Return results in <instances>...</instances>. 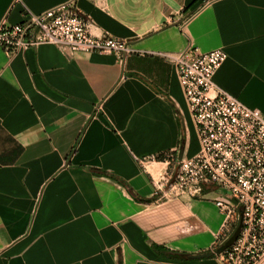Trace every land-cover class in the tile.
<instances>
[{
	"label": "crops",
	"instance_id": "0c3cea01",
	"mask_svg": "<svg viewBox=\"0 0 264 264\" xmlns=\"http://www.w3.org/2000/svg\"><path fill=\"white\" fill-rule=\"evenodd\" d=\"M68 1L0 0V22ZM75 1L134 52L0 47V264H225L219 192L158 189L200 149L164 54L223 48L216 83L264 115V0Z\"/></svg>",
	"mask_w": 264,
	"mask_h": 264
},
{
	"label": "built area",
	"instance_id": "2783aa9c",
	"mask_svg": "<svg viewBox=\"0 0 264 264\" xmlns=\"http://www.w3.org/2000/svg\"><path fill=\"white\" fill-rule=\"evenodd\" d=\"M23 7L20 22H0V47L10 56L40 44L115 54L120 61L134 52L126 39L94 34L93 21L80 12L75 0L41 13ZM164 55L178 71L200 149L191 158L176 160V169L158 189L164 195L190 197L219 192L214 201L227 225L243 217L239 237L221 253L225 264H263L264 115L216 83L215 75L228 56L223 48L202 52L190 45L183 52ZM228 232L232 235L234 229Z\"/></svg>",
	"mask_w": 264,
	"mask_h": 264
},
{
	"label": "water",
	"instance_id": "95a60500",
	"mask_svg": "<svg viewBox=\"0 0 264 264\" xmlns=\"http://www.w3.org/2000/svg\"><path fill=\"white\" fill-rule=\"evenodd\" d=\"M242 225H243V217L240 218V222L238 226L236 227V229L234 230V232L232 233V235L216 249L217 253H223L227 248H229L230 246L234 244V242L237 240V238L239 237L241 233ZM213 254L214 252H207L204 254L192 255L190 257L191 258L208 257V256H212Z\"/></svg>",
	"mask_w": 264,
	"mask_h": 264
},
{
	"label": "trees",
	"instance_id": "16d2710c",
	"mask_svg": "<svg viewBox=\"0 0 264 264\" xmlns=\"http://www.w3.org/2000/svg\"><path fill=\"white\" fill-rule=\"evenodd\" d=\"M118 179V178H117ZM129 187V186H128ZM170 253H172V254H174V255H177V256H182V257H184V254L183 253H177V252H170Z\"/></svg>",
	"mask_w": 264,
	"mask_h": 264
},
{
	"label": "rangeland",
	"instance_id": "374dc122",
	"mask_svg": "<svg viewBox=\"0 0 264 264\" xmlns=\"http://www.w3.org/2000/svg\"><path fill=\"white\" fill-rule=\"evenodd\" d=\"M238 224H239V223L235 224V226H234V228H233L234 230L236 229V227L238 226Z\"/></svg>",
	"mask_w": 264,
	"mask_h": 264
}]
</instances>
